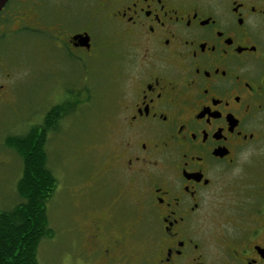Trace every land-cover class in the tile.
<instances>
[{"label":"flooded vegetation","instance_id":"af4514ba","mask_svg":"<svg viewBox=\"0 0 264 264\" xmlns=\"http://www.w3.org/2000/svg\"><path fill=\"white\" fill-rule=\"evenodd\" d=\"M36 32L93 61L128 50L72 264H264V0H7L0 105L8 46Z\"/></svg>","mask_w":264,"mask_h":264},{"label":"rangeland","instance_id":"374dc122","mask_svg":"<svg viewBox=\"0 0 264 264\" xmlns=\"http://www.w3.org/2000/svg\"><path fill=\"white\" fill-rule=\"evenodd\" d=\"M69 23L72 27L73 20ZM15 37L6 60L11 79L0 105V209L20 201L15 184L22 160L8 137L23 135L38 124L42 127L48 108L71 99L70 110L62 109L61 116L44 127L47 164L58 182L47 202L54 233L41 238L37 258L39 264H72L70 254L78 246L77 224L82 222L90 196L100 190L96 177L103 169L98 170L115 146L111 117L120 110L118 100L125 80L107 71L117 66L120 74L119 65L126 64L128 50L118 46L112 49L116 57L93 61L80 51L58 47V35L53 33ZM105 83L107 96L100 99L97 95Z\"/></svg>","mask_w":264,"mask_h":264},{"label":"trees","instance_id":"16d2710c","mask_svg":"<svg viewBox=\"0 0 264 264\" xmlns=\"http://www.w3.org/2000/svg\"><path fill=\"white\" fill-rule=\"evenodd\" d=\"M72 105L69 98L61 101L47 112L42 127L35 125L27 133L7 139L22 160V170L15 184L20 201L0 209V264H39L38 244L42 237L54 233L47 202L58 181L47 164L44 127Z\"/></svg>","mask_w":264,"mask_h":264},{"label":"water","instance_id":"95a60500","mask_svg":"<svg viewBox=\"0 0 264 264\" xmlns=\"http://www.w3.org/2000/svg\"><path fill=\"white\" fill-rule=\"evenodd\" d=\"M7 0H0V10L4 6Z\"/></svg>","mask_w":264,"mask_h":264}]
</instances>
